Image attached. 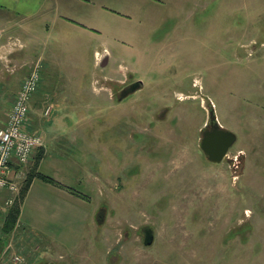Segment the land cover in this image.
Instances as JSON below:
<instances>
[{
	"label": "rangeland",
	"instance_id": "rangeland-1",
	"mask_svg": "<svg viewBox=\"0 0 264 264\" xmlns=\"http://www.w3.org/2000/svg\"><path fill=\"white\" fill-rule=\"evenodd\" d=\"M138 1L109 5L111 32L78 37L82 53L47 55L53 111L29 128L68 191L28 200L10 234L0 193V264H264V0ZM211 111L237 134L221 163L200 147Z\"/></svg>",
	"mask_w": 264,
	"mask_h": 264
},
{
	"label": "crops",
	"instance_id": "crops-1",
	"mask_svg": "<svg viewBox=\"0 0 264 264\" xmlns=\"http://www.w3.org/2000/svg\"><path fill=\"white\" fill-rule=\"evenodd\" d=\"M120 1L131 4H134L135 1L139 2L138 0ZM117 2L119 0H0V117H4L6 113L4 108L7 102L5 86H9L10 90L16 94L24 77L36 63H41L43 69L50 67L53 57H47L48 54L54 56L63 53H76L77 51L82 53L81 48H79L78 37L83 45L84 37L92 41L100 37L103 30L111 32L110 22L112 23L116 17L114 13H111L113 10L108 6L116 5ZM71 36L74 37L73 43H76L78 47L61 49L56 46L52 50L48 47L51 38L64 39ZM14 65L19 68L11 72L9 67ZM41 106L43 107L42 110L45 109V111L50 107L52 114L53 106L49 100L42 94L37 95L36 93L31 102L32 112L39 115L37 109H40ZM41 113L44 114L43 111ZM37 114L34 113L33 116L38 117ZM82 116L77 115L75 117ZM60 117L69 118L72 116L66 113L59 115ZM29 126H31L30 120ZM40 132L44 133V131ZM45 148L36 152L35 159L29 165L15 164L12 166L11 176L19 182L21 190L30 173L37 171L43 174L41 167L46 158ZM39 157L40 160L37 163ZM50 177L62 184L56 177ZM4 191L8 192V190ZM65 191L68 190L64 187L35 178L21 204L20 216H22L23 208L28 200L44 209L52 203L49 193H63ZM6 199L4 200L6 201ZM19 219L16 227L20 222ZM19 243L17 241L21 250L26 251V244L21 245ZM11 263L12 259L10 258L8 264Z\"/></svg>",
	"mask_w": 264,
	"mask_h": 264
},
{
	"label": "built area",
	"instance_id": "built-area-1",
	"mask_svg": "<svg viewBox=\"0 0 264 264\" xmlns=\"http://www.w3.org/2000/svg\"><path fill=\"white\" fill-rule=\"evenodd\" d=\"M16 66L9 67V70L15 71ZM40 83L41 63L38 62L23 79L7 120L0 126V192L8 190L11 193V197L6 201L8 206L15 203L21 191L19 182L11 176L12 166L28 164L45 145L43 136L29 129L31 100ZM45 114H51L50 107L46 109ZM21 260L22 258L16 255L13 264H18Z\"/></svg>",
	"mask_w": 264,
	"mask_h": 264
},
{
	"label": "water",
	"instance_id": "water-1",
	"mask_svg": "<svg viewBox=\"0 0 264 264\" xmlns=\"http://www.w3.org/2000/svg\"><path fill=\"white\" fill-rule=\"evenodd\" d=\"M237 134L224 128L218 121L214 111L210 113V123L202 130L200 147L208 160L213 163H221L227 157L229 149L236 143ZM241 170V169H240ZM238 171V174L241 171ZM144 242L152 245L154 234L151 229L145 231Z\"/></svg>",
	"mask_w": 264,
	"mask_h": 264
},
{
	"label": "trees",
	"instance_id": "trees-1",
	"mask_svg": "<svg viewBox=\"0 0 264 264\" xmlns=\"http://www.w3.org/2000/svg\"><path fill=\"white\" fill-rule=\"evenodd\" d=\"M37 157V156H36ZM40 160V157L38 158L37 160V163L38 161ZM37 165V164H36ZM37 167V166H36ZM35 178H40L42 179L43 181L45 182H48V183H52V184H55V185H58V186H61L63 187V185H61L59 182H57L54 178L52 177H49L47 175H44L40 172H33V173H30L24 183V186L20 192V197H19V200H17L10 208H9V212L6 216V219H5V223H4V226H3V231L6 233V234H10L14 231L15 227H16V224H17V221L19 219V216H20V208H21V204L29 190V188L31 187V184L33 182V180ZM72 194L76 195V196H79L83 199H86L83 197V195L79 192H71Z\"/></svg>",
	"mask_w": 264,
	"mask_h": 264
},
{
	"label": "flooded vegetation",
	"instance_id": "flooded-vegetation-1",
	"mask_svg": "<svg viewBox=\"0 0 264 264\" xmlns=\"http://www.w3.org/2000/svg\"><path fill=\"white\" fill-rule=\"evenodd\" d=\"M100 215H101V212H100ZM148 229H149V228H148ZM146 230H147V229L144 230V238H145V231H146Z\"/></svg>",
	"mask_w": 264,
	"mask_h": 264
}]
</instances>
